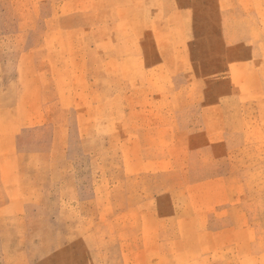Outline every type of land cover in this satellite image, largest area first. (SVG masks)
Returning a JSON list of instances; mask_svg holds the SVG:
<instances>
[{"label":"rangeland","instance_id":"1","mask_svg":"<svg viewBox=\"0 0 264 264\" xmlns=\"http://www.w3.org/2000/svg\"><path fill=\"white\" fill-rule=\"evenodd\" d=\"M0 264H264V0H0Z\"/></svg>","mask_w":264,"mask_h":264}]
</instances>
